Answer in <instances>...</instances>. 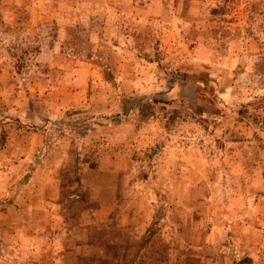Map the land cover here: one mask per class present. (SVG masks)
<instances>
[{"label":"rangeland","instance_id":"374dc122","mask_svg":"<svg viewBox=\"0 0 264 264\" xmlns=\"http://www.w3.org/2000/svg\"><path fill=\"white\" fill-rule=\"evenodd\" d=\"M0 264H264V0H0Z\"/></svg>","mask_w":264,"mask_h":264}]
</instances>
